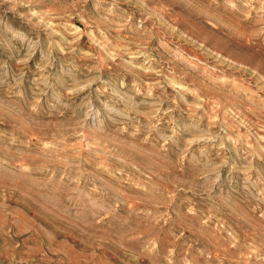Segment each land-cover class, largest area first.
<instances>
[{
	"label": "rangeland",
	"instance_id": "374dc122",
	"mask_svg": "<svg viewBox=\"0 0 264 264\" xmlns=\"http://www.w3.org/2000/svg\"><path fill=\"white\" fill-rule=\"evenodd\" d=\"M0 264H264V0H0Z\"/></svg>",
	"mask_w": 264,
	"mask_h": 264
}]
</instances>
